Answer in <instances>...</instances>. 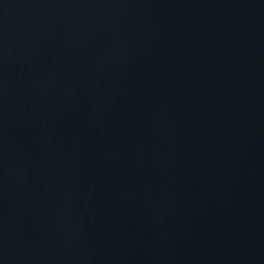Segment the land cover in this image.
Instances as JSON below:
<instances>
[{
	"label": "water",
	"instance_id": "obj_1",
	"mask_svg": "<svg viewBox=\"0 0 264 264\" xmlns=\"http://www.w3.org/2000/svg\"><path fill=\"white\" fill-rule=\"evenodd\" d=\"M0 264H264V0H0Z\"/></svg>",
	"mask_w": 264,
	"mask_h": 264
}]
</instances>
